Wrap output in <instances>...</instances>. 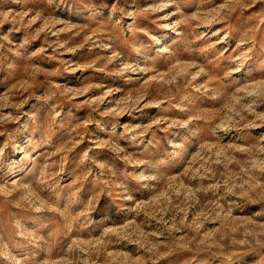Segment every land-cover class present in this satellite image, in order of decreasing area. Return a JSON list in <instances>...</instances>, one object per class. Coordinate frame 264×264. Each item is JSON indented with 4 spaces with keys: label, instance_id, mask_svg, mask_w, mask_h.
Returning a JSON list of instances; mask_svg holds the SVG:
<instances>
[{
    "label": "clouds",
    "instance_id": "1",
    "mask_svg": "<svg viewBox=\"0 0 264 264\" xmlns=\"http://www.w3.org/2000/svg\"><path fill=\"white\" fill-rule=\"evenodd\" d=\"M0 264H264V0H0Z\"/></svg>",
    "mask_w": 264,
    "mask_h": 264
}]
</instances>
